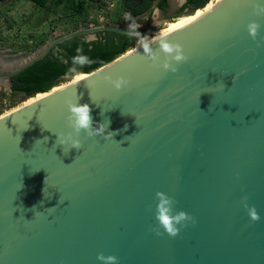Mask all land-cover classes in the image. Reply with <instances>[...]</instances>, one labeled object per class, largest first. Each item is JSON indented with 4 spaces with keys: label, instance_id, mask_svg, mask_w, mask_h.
Instances as JSON below:
<instances>
[{
    "label": "water",
    "instance_id": "95a60500",
    "mask_svg": "<svg viewBox=\"0 0 264 264\" xmlns=\"http://www.w3.org/2000/svg\"><path fill=\"white\" fill-rule=\"evenodd\" d=\"M103 31L126 34L80 26L0 64V87L55 45ZM168 35L188 56L175 74L130 49L0 115V264H100L98 253L118 264H264V0L215 1ZM110 76L129 84L116 91ZM65 98L105 126L82 131L80 149L57 143L71 131ZM156 192L195 224L157 236Z\"/></svg>",
    "mask_w": 264,
    "mask_h": 264
},
{
    "label": "trees",
    "instance_id": "16d2710c",
    "mask_svg": "<svg viewBox=\"0 0 264 264\" xmlns=\"http://www.w3.org/2000/svg\"><path fill=\"white\" fill-rule=\"evenodd\" d=\"M3 0H0L2 2ZM34 6L56 11L58 8L64 13L70 15L69 22L75 25V21L80 20L79 26L89 25L94 18L88 13V8L94 5L104 6L101 0H28ZM212 0H186L179 8V11L188 9L203 11ZM168 0H121L120 16L110 19L108 15L105 26H119L125 14H131V20L142 15H149L154 6L160 11L167 8ZM101 6V7H102ZM77 27V28H78ZM76 28V29H77ZM74 29V30H76ZM29 38H33L29 36ZM46 38H40L34 45L43 43ZM32 45V46H34ZM137 47L133 37L127 34L116 33L112 31H103L96 33V38L86 41L83 36H75L60 44L55 45L50 52L41 60L35 62L25 70L11 78L10 92L13 94H22L25 97L33 98L35 94L47 92L56 88L61 83L63 77L70 73L72 67L71 58L76 54V49H82V53L87 55L92 63L83 67H78L76 73H89L121 56L130 49ZM39 93V94H38ZM36 96V95H35Z\"/></svg>",
    "mask_w": 264,
    "mask_h": 264
},
{
    "label": "clouds",
    "instance_id": "9594fccd",
    "mask_svg": "<svg viewBox=\"0 0 264 264\" xmlns=\"http://www.w3.org/2000/svg\"><path fill=\"white\" fill-rule=\"evenodd\" d=\"M156 11L158 10H154V15ZM255 15L259 14L255 13ZM125 19L126 21H131L128 24L126 34L129 37L139 38L144 57L150 62V67H158L164 72L175 74L178 71V65L187 62L188 56L185 55L182 45L170 41L167 32L154 34V38H149L147 35L141 36V33L137 30L140 24L136 23L135 20H131L130 13L125 14ZM259 28L260 25L256 22H250L246 25V30L253 40L256 39ZM153 44L158 46V52L152 48ZM75 51L76 54L71 58L72 67L69 69L73 73L77 72L78 67L92 63L91 59L82 53V49L77 48ZM161 56L163 57L162 59ZM105 81L116 91L122 90L129 84V81L122 76H117L115 79L111 76L105 77ZM64 104L67 111V127L71 131L56 133L59 145L64 146V148L67 146L68 150L80 149L81 141L79 137L82 131L90 138L103 135L105 126L98 125L93 127L90 108L87 104L80 105L71 98H65ZM104 137L106 139L108 136ZM155 197L157 201L154 212L155 225L150 230L155 232L157 236H160L162 234L161 230H163V233L170 238H175L181 230L195 224V220L190 214L176 210L177 201L175 199L162 192H156ZM246 201L247 198L244 197L242 204L248 217L251 221H258L260 217L255 207L249 206ZM96 259L100 264H118V257L114 255L105 256L102 253H98Z\"/></svg>",
    "mask_w": 264,
    "mask_h": 264
},
{
    "label": "rangeland",
    "instance_id": "374dc122",
    "mask_svg": "<svg viewBox=\"0 0 264 264\" xmlns=\"http://www.w3.org/2000/svg\"><path fill=\"white\" fill-rule=\"evenodd\" d=\"M48 0L47 5H50ZM101 3H104L106 6H110L109 9V20L115 19L120 16L121 0H101ZM215 0H212V2ZM168 3L171 6V11L168 14L169 19H163L160 12L156 11L154 15L153 12L155 7L151 8L149 15H142L135 19L136 23L140 24L138 29H142V26L145 22L149 21L151 28L156 31L153 33H145L149 38L154 37V34L158 32H168L170 26L181 22L187 18L194 17L199 12L194 10L185 9L184 11L176 12L177 9L181 6L180 3L176 0H168ZM102 4L98 7L96 5L88 8V13L93 15L97 11H100L104 6ZM210 6V5H209ZM70 15L68 12L64 13L58 8L56 11L40 9L34 6L28 0H15L11 3H0V45H13L18 46L23 43H26L27 40H30L29 36H32L31 41L37 42L40 38L52 39L58 36H62L66 33L74 31L80 23V20L75 21V25L72 22H69ZM173 18V20H170ZM172 21V22H171ZM131 21L123 17L120 23V27L126 29L128 24ZM171 23V24H170ZM169 26L165 31H161L166 25ZM82 27L86 28L89 25H83ZM149 34V35H148ZM90 36H87L89 38ZM137 47L141 44L139 43V38L136 41ZM77 75L70 72L65 77H63L61 83L66 84L71 80H74ZM37 97L34 96L33 98ZM33 98L25 97L22 94H13L9 89L0 87V115L9 112L10 110L17 108Z\"/></svg>",
    "mask_w": 264,
    "mask_h": 264
},
{
    "label": "flooded vegetation",
    "instance_id": "af4514ba",
    "mask_svg": "<svg viewBox=\"0 0 264 264\" xmlns=\"http://www.w3.org/2000/svg\"><path fill=\"white\" fill-rule=\"evenodd\" d=\"M15 0H3L2 2L0 3H11ZM183 5V4H182ZM181 5V6H182ZM180 6V7H181ZM179 7V8H180ZM171 11V6L170 4L168 3L167 5V8L164 10V11H160V14H161V17L163 19H169L168 17V14L170 13ZM184 11V10H182ZM176 12H179V9L176 10ZM170 19H173V18H170ZM167 27V25L163 28L165 29ZM127 30V28H126ZM139 32H142V33H153L155 32L156 30L151 28V25L149 23V21L145 22L144 25L142 26V29H137ZM53 39V38H52ZM32 39L30 40H27L26 43H23L21 45H18V46H13V45H0V64H3V63H7L11 60H15L17 58H19L20 56L24 55V54H27L29 52H32V51H35L37 50L41 45H43L45 42L51 40L50 38L49 39H46L43 43L39 44V45H34V41H31ZM34 45V46H32ZM11 78H9L8 80V83L10 84V87H11Z\"/></svg>",
    "mask_w": 264,
    "mask_h": 264
},
{
    "label": "bare ground",
    "instance_id": "6f19581e",
    "mask_svg": "<svg viewBox=\"0 0 264 264\" xmlns=\"http://www.w3.org/2000/svg\"><path fill=\"white\" fill-rule=\"evenodd\" d=\"M176 1L180 2L181 0H176ZM215 1H219V0H215ZM213 3H214V1L211 2L210 6H208L206 9H208L209 7H211V6L213 5ZM206 9H204L203 11H205ZM203 11H198L199 13L196 14L194 17L187 18V19H185V20H183V21H181V22H178V23H176V24H173L172 26H170V24H171V23H170V24L165 28V29H168L169 26H170V29L168 30L167 33H170V32H172V31H174V30H176V29L182 27L183 25H185L186 23H188L189 21H191L192 19H194V18L197 17L198 15L202 14ZM171 22H172V21H171ZM165 29H162L161 31H165ZM158 33H159V32H158ZM153 38H154V37H153ZM140 47H142V45H140V46H138V47H135V48H133V49H131V50H134V49H137V48H140ZM82 76H83V75L79 74V75L76 76V78H75L74 80L79 79V78H81ZM62 85H64V84H62ZM60 86H61V85H60ZM60 86H58V87H60ZM56 88H57V87H56ZM56 88H53V89H56ZM41 96H42V94L37 95V97L33 98V99L30 100L29 102H31V101H33L34 99H36V98H38V97H41ZM29 102H27V103H29ZM25 104H26V103H25ZM23 105H24V104H23ZM17 108H18V107H17Z\"/></svg>",
    "mask_w": 264,
    "mask_h": 264
},
{
    "label": "built area",
    "instance_id": "2783aa9c",
    "mask_svg": "<svg viewBox=\"0 0 264 264\" xmlns=\"http://www.w3.org/2000/svg\"><path fill=\"white\" fill-rule=\"evenodd\" d=\"M109 9H110V6L104 5V7L100 9V11H98V13L93 17L94 21L89 23V27H93L97 25H104L109 15Z\"/></svg>",
    "mask_w": 264,
    "mask_h": 264
},
{
    "label": "crops",
    "instance_id": "0c3cea01",
    "mask_svg": "<svg viewBox=\"0 0 264 264\" xmlns=\"http://www.w3.org/2000/svg\"><path fill=\"white\" fill-rule=\"evenodd\" d=\"M97 13H98V11L96 13H94L93 15H91V16L94 17Z\"/></svg>",
    "mask_w": 264,
    "mask_h": 264
}]
</instances>
